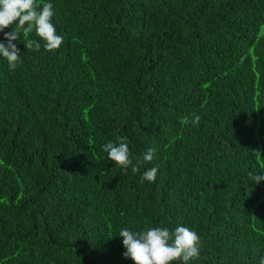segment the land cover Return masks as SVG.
<instances>
[{
	"label": "trees",
	"instance_id": "trees-1",
	"mask_svg": "<svg viewBox=\"0 0 264 264\" xmlns=\"http://www.w3.org/2000/svg\"><path fill=\"white\" fill-rule=\"evenodd\" d=\"M35 2L63 42L21 31L17 68L0 56V264H134L121 229L177 226L187 264H259L264 0ZM118 138L139 171L107 159Z\"/></svg>",
	"mask_w": 264,
	"mask_h": 264
},
{
	"label": "clouds",
	"instance_id": "clouds-1",
	"mask_svg": "<svg viewBox=\"0 0 264 264\" xmlns=\"http://www.w3.org/2000/svg\"><path fill=\"white\" fill-rule=\"evenodd\" d=\"M39 9V10H37ZM54 15L53 5L44 3L42 8L35 0H0V32H3L7 44L0 42V56L6 58L10 70H15L20 63L21 52L13 41L20 40L23 31L28 36L33 30L43 40L44 49L56 50L63 42V37L57 35L52 17ZM13 24L16 27L11 31H5ZM25 48L33 51L40 50V43L29 39L23 43ZM200 116L196 115L191 121L198 125ZM188 119L182 123H188ZM119 143L109 141L102 145V150L107 153V159L114 161L126 173L129 165H132L133 173L139 171V165H133L129 158V147L123 138H118ZM155 149L148 148L143 154L142 160L145 164L150 163L155 155ZM158 168L153 166L146 169L142 181L154 182ZM251 176L252 173L250 172ZM264 180V175L257 174L253 181L259 183ZM119 236L123 238L122 244L126 249L123 252L125 258H130L134 264H172L173 261H188L199 257L200 238L198 234L186 226H177L170 233L167 228L150 227L144 231L133 232L128 228L120 230ZM259 264H264V257L259 259Z\"/></svg>",
	"mask_w": 264,
	"mask_h": 264
}]
</instances>
